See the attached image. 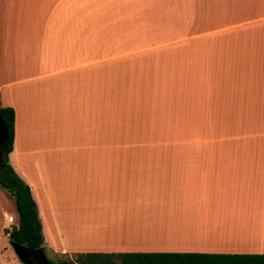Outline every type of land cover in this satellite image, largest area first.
<instances>
[{"label": "crops", "instance_id": "0c3cea01", "mask_svg": "<svg viewBox=\"0 0 264 264\" xmlns=\"http://www.w3.org/2000/svg\"><path fill=\"white\" fill-rule=\"evenodd\" d=\"M0 105L47 257L264 253V0H0Z\"/></svg>", "mask_w": 264, "mask_h": 264}, {"label": "trees", "instance_id": "16d2710c", "mask_svg": "<svg viewBox=\"0 0 264 264\" xmlns=\"http://www.w3.org/2000/svg\"><path fill=\"white\" fill-rule=\"evenodd\" d=\"M0 117L7 135L0 169V188L12 198L17 213L16 225L9 230L12 239L37 248L43 246V234L36 202L29 185L9 162L13 148L15 113L10 106L0 105ZM264 264V253H201V252H121L76 253L61 259L48 258L50 264Z\"/></svg>", "mask_w": 264, "mask_h": 264}, {"label": "water", "instance_id": "95a60500", "mask_svg": "<svg viewBox=\"0 0 264 264\" xmlns=\"http://www.w3.org/2000/svg\"><path fill=\"white\" fill-rule=\"evenodd\" d=\"M6 135V127L0 117V169H3L2 158L5 148ZM9 238V243L15 254L24 264H50L43 246L32 248L27 246L25 243L13 240L12 235H9Z\"/></svg>", "mask_w": 264, "mask_h": 264}, {"label": "rangeland", "instance_id": "374dc122", "mask_svg": "<svg viewBox=\"0 0 264 264\" xmlns=\"http://www.w3.org/2000/svg\"><path fill=\"white\" fill-rule=\"evenodd\" d=\"M14 220L17 221V215L14 217ZM9 228H8V231L11 230ZM48 257L51 258V259L57 260V259L70 257V256H64L63 254H57V253H48ZM114 264H121V262L118 259H114Z\"/></svg>", "mask_w": 264, "mask_h": 264}, {"label": "built area", "instance_id": "2783aa9c", "mask_svg": "<svg viewBox=\"0 0 264 264\" xmlns=\"http://www.w3.org/2000/svg\"><path fill=\"white\" fill-rule=\"evenodd\" d=\"M8 222H9V226H8V228L9 229H12V227L14 226V225H16V221L14 220V217L13 216H9L8 217Z\"/></svg>", "mask_w": 264, "mask_h": 264}]
</instances>
